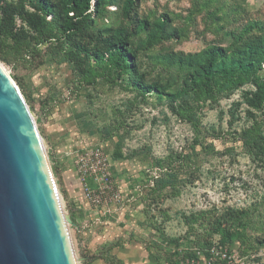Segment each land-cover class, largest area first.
<instances>
[{"label": "rangeland", "instance_id": "1", "mask_svg": "<svg viewBox=\"0 0 264 264\" xmlns=\"http://www.w3.org/2000/svg\"><path fill=\"white\" fill-rule=\"evenodd\" d=\"M163 14L179 37L149 43L142 36L133 46L146 81L171 96L130 86L106 63L59 39L58 23L34 0H0V61L19 80L36 122L71 220L77 264H190L186 252L207 241L223 244L222 231L214 232L209 219L244 209L253 220V207L264 197L261 80L258 86L250 80L221 85L210 95L186 93L181 88L189 67L167 58L201 57L211 45L231 49L251 20L264 21V0H140L143 18L156 24ZM27 50L44 63L21 65ZM97 145L109 155L122 196V204H107L108 213L96 211L102 223L74 219L73 189L80 187L69 185L79 152ZM162 178L169 183L158 185ZM230 226L246 234L243 245L264 238L260 227L224 224ZM240 240L236 236L232 246Z\"/></svg>", "mask_w": 264, "mask_h": 264}, {"label": "trees", "instance_id": "2", "mask_svg": "<svg viewBox=\"0 0 264 264\" xmlns=\"http://www.w3.org/2000/svg\"><path fill=\"white\" fill-rule=\"evenodd\" d=\"M38 10L45 16H51L59 25L61 40L70 41L73 47L83 55L94 58L96 61L106 63L115 77L124 80L130 86L142 89L144 92L171 96L158 83L149 84L146 74L141 72L137 56L139 50L133 46L134 38L148 37L151 41L161 42V39L172 42L179 37L177 28L170 29L171 17L163 14L159 23H152L140 15V0H34ZM147 50V48H143ZM30 54V56H27ZM36 50H27L21 56V65H32L37 59L36 67L42 65L43 59ZM195 56V55H194ZM193 54L185 57L183 54L169 55L168 62H177L179 65L189 67L182 83L181 91L196 94L210 95L219 86H228L250 80L258 86L259 92L264 96V21L251 20L247 30L239 35L231 49L222 45L207 47L201 57ZM1 59L6 61V57ZM19 86L18 79L15 78ZM262 91V92H261ZM258 126L259 124L256 123ZM248 138L244 139L247 141ZM169 183L166 179L158 180V185ZM256 218L250 219L247 210L227 212L213 220L209 219L214 232L221 230L224 245H233L238 236L239 246L243 253L250 249L259 248L257 244L243 245L246 234L233 232L231 226L224 224L239 223L245 228L249 225L264 229V197L257 201L253 207ZM249 212V211H248ZM234 213V214H233ZM228 215V216H227ZM74 220V219H73ZM239 229V228H238ZM243 239V240H242ZM212 242L196 247L206 253ZM185 258H196V251L186 252Z\"/></svg>", "mask_w": 264, "mask_h": 264}, {"label": "water", "instance_id": "3", "mask_svg": "<svg viewBox=\"0 0 264 264\" xmlns=\"http://www.w3.org/2000/svg\"><path fill=\"white\" fill-rule=\"evenodd\" d=\"M70 221L29 105L0 61V264H77Z\"/></svg>", "mask_w": 264, "mask_h": 264}, {"label": "built area", "instance_id": "4", "mask_svg": "<svg viewBox=\"0 0 264 264\" xmlns=\"http://www.w3.org/2000/svg\"><path fill=\"white\" fill-rule=\"evenodd\" d=\"M76 170L83 199L93 209L90 220L102 223L99 213L106 214L110 211V208H106L107 204H122V196L114 188L109 155L100 145L83 150L76 157ZM87 226L84 224L81 229L85 230ZM195 251L197 257L188 260L190 264H264V244L246 253L242 252L239 245L230 246L216 242L206 253L201 249Z\"/></svg>", "mask_w": 264, "mask_h": 264}, {"label": "crops", "instance_id": "5", "mask_svg": "<svg viewBox=\"0 0 264 264\" xmlns=\"http://www.w3.org/2000/svg\"><path fill=\"white\" fill-rule=\"evenodd\" d=\"M71 184L74 185V187L79 186L77 177L69 185H71ZM73 191L75 193V195H74L75 200L77 201L76 207L72 209L74 219L79 218V219H84V221L90 220L92 218V210L87 209L89 206H87V208H85L87 203L83 199L82 190L79 188L78 191L76 189H73Z\"/></svg>", "mask_w": 264, "mask_h": 264}]
</instances>
